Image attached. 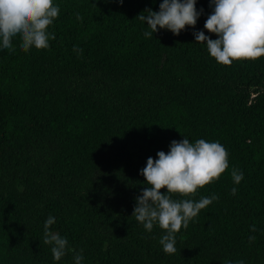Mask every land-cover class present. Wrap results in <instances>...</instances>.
Instances as JSON below:
<instances>
[{
    "label": "trees",
    "instance_id": "16d2710c",
    "mask_svg": "<svg viewBox=\"0 0 264 264\" xmlns=\"http://www.w3.org/2000/svg\"><path fill=\"white\" fill-rule=\"evenodd\" d=\"M53 3L49 48L0 47V264H75L44 244L49 216L81 264H264V57L224 66L196 42L218 38L204 28L211 0H197L194 28L147 39L136 17L162 0ZM184 138L219 142L229 168L186 197L218 200L169 255L165 232L132 215L147 159Z\"/></svg>",
    "mask_w": 264,
    "mask_h": 264
},
{
    "label": "clouds",
    "instance_id": "9594fccd",
    "mask_svg": "<svg viewBox=\"0 0 264 264\" xmlns=\"http://www.w3.org/2000/svg\"><path fill=\"white\" fill-rule=\"evenodd\" d=\"M123 4L124 0H118ZM197 0H162L159 11L146 9L136 18L145 22L151 38L158 30L171 31L179 36L187 27H195L202 13L196 10ZM213 12L208 16L204 28L214 34L211 39L203 31L194 33L197 43H206L210 57L218 64L231 66L234 61H255L264 57V0H211ZM60 9L53 0H0V47L14 51L13 39H20V47L28 52L49 48V26L58 18ZM146 13V14H145ZM77 19L82 17L77 14ZM75 50V49H74ZM157 159L149 157L141 171L147 187L136 198L133 215L148 232L158 225L165 232L159 241L166 254L176 252V234L187 229L189 222L207 208L218 196L192 197L198 189L218 180L229 168L228 152L219 142L198 139L195 143L187 138L172 141L169 152L160 151ZM232 180L239 184L243 173L231 172ZM166 189V193L162 190ZM237 189H232V195ZM173 195L185 197L173 199ZM55 218L49 216L44 223V244L51 245V253L60 261L69 251L74 253L75 264H81L82 251L68 248L67 238L51 230ZM251 231H256L255 225ZM255 237H249V242ZM239 264H243L240 261Z\"/></svg>",
    "mask_w": 264,
    "mask_h": 264
}]
</instances>
